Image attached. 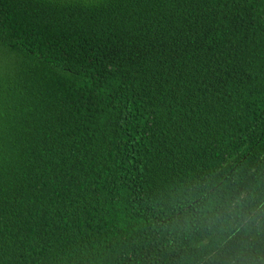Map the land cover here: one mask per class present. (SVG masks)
I'll list each match as a JSON object with an SVG mask.
<instances>
[{
  "label": "trees",
  "instance_id": "1",
  "mask_svg": "<svg viewBox=\"0 0 264 264\" xmlns=\"http://www.w3.org/2000/svg\"><path fill=\"white\" fill-rule=\"evenodd\" d=\"M0 264H264V0H0Z\"/></svg>",
  "mask_w": 264,
  "mask_h": 264
}]
</instances>
